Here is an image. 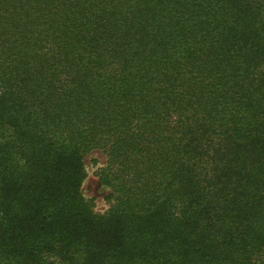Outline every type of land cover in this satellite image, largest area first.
I'll use <instances>...</instances> for the list:
<instances>
[{
    "label": "trees",
    "instance_id": "16d2710c",
    "mask_svg": "<svg viewBox=\"0 0 264 264\" xmlns=\"http://www.w3.org/2000/svg\"><path fill=\"white\" fill-rule=\"evenodd\" d=\"M0 264H264V0H0Z\"/></svg>",
    "mask_w": 264,
    "mask_h": 264
},
{
    "label": "rangeland",
    "instance_id": "374dc122",
    "mask_svg": "<svg viewBox=\"0 0 264 264\" xmlns=\"http://www.w3.org/2000/svg\"><path fill=\"white\" fill-rule=\"evenodd\" d=\"M106 161L107 154L102 149L92 150L85 156L87 176L82 190L99 214L106 213L112 204L111 189L105 186L99 178V172L105 166Z\"/></svg>",
    "mask_w": 264,
    "mask_h": 264
}]
</instances>
